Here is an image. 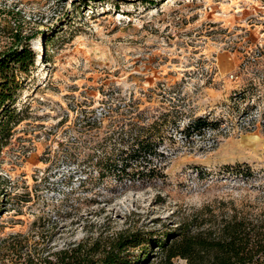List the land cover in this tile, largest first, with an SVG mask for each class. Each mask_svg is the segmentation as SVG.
Listing matches in <instances>:
<instances>
[{"label":"rangeland","instance_id":"rangeland-1","mask_svg":"<svg viewBox=\"0 0 264 264\" xmlns=\"http://www.w3.org/2000/svg\"><path fill=\"white\" fill-rule=\"evenodd\" d=\"M0 68V264L136 231L157 264L182 222L264 214V0H0ZM133 127L156 177L118 172Z\"/></svg>","mask_w":264,"mask_h":264},{"label":"trees","instance_id":"trees-1","mask_svg":"<svg viewBox=\"0 0 264 264\" xmlns=\"http://www.w3.org/2000/svg\"><path fill=\"white\" fill-rule=\"evenodd\" d=\"M33 58L32 53L25 49L11 57L9 62L26 71L32 66ZM8 91V85L0 89V112L4 114L9 111H4L3 107L8 101L12 102ZM208 126L213 125L197 120L190 123L186 130L194 134ZM137 130L138 132L133 127L129 133L124 132L125 134L118 136L119 142L116 143L125 148L122 153L125 152L127 156L129 153V156L132 154L134 157V162L122 161L125 166L118 172L138 178L156 177L161 169L152 164L146 172L138 170L140 162L136 155L148 154L141 160L145 162L144 167L151 164L152 157L158 155L159 143L156 140L160 136L155 137V133L144 127ZM150 236V233L136 231L120 234L103 243L97 240L91 246L83 243L70 244L44 259L29 261L28 264H140L147 260L152 246ZM170 236L169 243L160 241L156 246L160 251L157 264H174L177 259L185 261V264H264V214L233 212L219 217L198 216L180 223ZM142 245L144 247L140 258L131 255V249Z\"/></svg>","mask_w":264,"mask_h":264}]
</instances>
